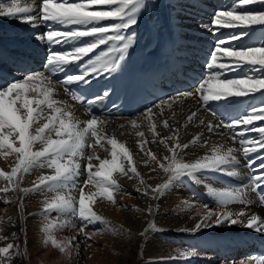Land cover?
Wrapping results in <instances>:
<instances>
[{"label":"snow or ice","instance_id":"obj_1","mask_svg":"<svg viewBox=\"0 0 264 264\" xmlns=\"http://www.w3.org/2000/svg\"><path fill=\"white\" fill-rule=\"evenodd\" d=\"M251 5H259L260 9H248L247 6ZM144 7V0H38L37 3L25 6L13 3L8 7H0V18L18 19L19 22L33 28L43 22L47 30L36 39L42 43L46 42L49 46L42 69L23 72L19 79L0 87V156L6 160L9 157L14 158L10 172L0 170V179L7 181L4 187H0V192L7 193L10 189H19L25 194L45 191L54 193L51 199L46 198L44 201L42 216L47 223L41 231L44 233V243H50L61 253L66 252L73 241H68L66 246L63 241H58L52 235V229L56 225L49 220L50 212L56 211L59 214L79 217L81 221L86 222L79 228L81 233L85 232L87 224L96 222L111 228V225L93 210L96 198L101 197L115 205V194L121 191L116 174L129 180L139 179L130 150L124 143L105 134L106 117L91 112L90 106L107 97L110 90H105L103 96L88 98L77 94L70 86L90 85L92 79L101 75L111 77L120 70L126 58L125 53L132 42L131 37L125 33L137 23V15ZM104 21L116 22L104 24L102 23ZM52 25L60 27L54 28ZM253 26H264V0H234L231 9L215 11L211 23L201 25L214 35L220 29H249ZM248 35L247 31H240L218 37L210 58L205 62V67L209 70L205 79L194 85L192 90L178 92L175 96L165 98L160 103L147 107L139 117L130 120L133 129L140 127L138 120L147 121L155 142L160 133L156 131L157 123L153 119L156 115L154 108H160L162 105L171 108L180 97L198 96L203 111L212 113L214 117L213 120L207 121L199 119V125L204 126L209 133H215L220 128L226 129V138L241 145L242 155L247 161L246 166L253 170L248 184L241 185L236 190L216 192L210 189L220 210L212 211L207 205H203L207 210L200 215L194 227L183 231L195 232L201 228L227 223L241 224L245 228L264 233V219L245 210L252 203L248 198L249 191L260 196L261 202L264 203V124L255 123L264 121V104L247 110V114L229 119H225L209 104L213 101H227L231 97H247L255 93L264 96V75L245 74L231 78L226 75L228 72L240 71L245 65L249 66L252 72L264 73V38L258 46L250 45L239 49L231 47V41L241 40ZM85 37L93 39L62 51L53 49L54 45L75 43ZM109 41L116 43L84 63H79ZM73 64L77 65L78 70L69 73L68 66ZM216 69L219 71H214ZM58 74L63 75L56 78ZM58 86L71 94L82 106L88 105L86 110L91 118L81 120L71 106L57 99ZM199 112L200 108L192 111L187 116L184 126L198 119ZM163 127L169 134L160 137L159 144L164 146L169 155H165L161 160L152 151L143 147L141 150L147 157L144 161L145 166L149 167L150 171L162 170L166 179L156 186L148 185L143 179H139L141 187L136 191L141 192L143 189L142 195L159 200L174 182L184 177L199 184L201 181L198 173L214 172L229 177L239 174L235 165L240 163L236 155L240 149L213 145L210 154L185 161V149H190L197 143H200L201 147L207 144V141H202L203 133H198L187 143H181L179 129L172 128L167 119L163 120ZM248 133H259V136L248 137ZM136 135L143 137L144 133L137 131ZM104 142L111 146L110 149L104 147ZM97 148L108 152L110 159L101 158L97 154ZM251 153H257V156L249 159ZM257 159L260 160L258 165ZM83 161L87 163L82 167ZM45 168L50 169L51 174L39 176L30 189L20 187L25 174L31 173L34 169ZM85 174L86 179L82 181L81 186L79 177ZM88 186L95 191L86 193L84 189ZM76 190L79 191L78 199L72 195ZM5 202L10 203L7 200ZM231 204H241L245 208L232 211L228 207ZM19 207L21 209L24 207L22 200ZM146 211L150 216L155 215L152 205H149ZM157 230L155 223L149 221L148 226L139 235L147 239L150 231ZM21 231H24L23 227ZM2 232L3 227H0V233ZM16 235L17 233H12L13 237ZM85 238L90 240L91 236L86 235ZM5 240H8V237L0 235V241ZM19 249L20 245L13 242L0 247V264H11L13 257L21 254ZM192 254L191 250H181L178 257L170 259L187 258ZM240 264H264V255H252L242 259Z\"/></svg>","mask_w":264,"mask_h":264},{"label":"bare ground","instance_id":"obj_2","mask_svg":"<svg viewBox=\"0 0 264 264\" xmlns=\"http://www.w3.org/2000/svg\"><path fill=\"white\" fill-rule=\"evenodd\" d=\"M37 2V0H0V7H8L13 3L25 6L29 3L34 4ZM144 3L145 7L141 9L140 13L137 15V23L130 27L125 35L131 37L132 42L130 47L132 48L145 45L150 49L157 48L160 51L162 61L167 64L165 81L176 88L178 92L192 90L190 88H192L194 83L188 84L183 77L191 78L194 76L195 73L193 70H195V68L200 69L197 65H202L204 67L202 71L200 69V72L204 75L203 79L207 77L209 70L205 67L204 60L202 59L205 56L200 53L204 54L208 50L209 53L207 52L208 54H205L206 56L209 55L207 58L208 60L211 50L214 49L215 43L221 35L228 36L233 32L247 31L249 35L245 38L231 41V47L237 49L242 48L241 46L243 45L248 47L254 41L257 42L256 46H258L261 43V39L264 38V26H253L249 29H220L215 35L207 28L201 27V25H209L213 18L214 13L209 14L205 10L206 8L215 7L214 12L220 9H231L234 0H160V3L158 0H144ZM247 8L259 10L260 6L251 5L247 6ZM202 20H205V23H202ZM115 22L116 21H104L102 23L111 24ZM44 26L43 22H41L37 27L33 28L26 23L19 22L18 19L0 18L1 73L5 75L10 74L12 71L10 65H19L24 68L23 71L19 72L20 77L23 72L42 69L48 54L49 46L46 42L42 43L38 41L36 37L47 30ZM52 27L57 28L60 26L52 25ZM70 27L77 28L80 26ZM255 37L259 38V40H254L253 38ZM170 38H174V41L171 42ZM115 43L114 41H109L108 44H105L107 47L104 51L112 47ZM32 58L33 61L38 62L35 64V67H31L27 64V61ZM214 71L219 70L216 69ZM241 73L244 74L240 75ZM245 74L255 76L264 75V73L252 72L247 65L240 71L228 72L226 75L228 78H231L244 76ZM186 87L188 88L187 90L185 89ZM172 96L175 95L169 97ZM56 98L71 106L72 110L81 120L91 118L84 109L78 107L72 101L71 97L62 87H57ZM209 104L217 113L223 115L224 118L227 119L228 116H230V112L236 111L240 105H244V108L237 112L234 117L247 114V110L264 104V96L260 93H255L247 97H231L227 101H213L209 102ZM201 105L202 102H198V96L187 98L180 97L177 103L171 105V108L167 105L154 108V113L156 115L153 119L157 123L156 131L160 133V136L155 138V142L147 121L138 120L140 127L138 129H133L130 123V120L133 118L117 119L106 117L107 122L104 125L105 134L125 144L133 155L134 166L139 173V179H143L146 184L151 186L163 183L166 176L162 170L150 171V168L145 166L144 161L147 157L141 150V147L152 151L161 160H163L165 155H169L164 146L159 144L160 137L169 134L168 130L163 127V120L165 119L168 120L172 128L179 129L181 143L189 142L198 133H203L202 141H207L204 147H201L200 143H197L192 148L185 149V161H192L197 157L210 154L213 145H223L225 148L233 147L240 149V151L236 153L240 163L235 165L239 172L238 175L229 177L214 172L198 173V178L201 181L199 184L184 177L182 180L174 182L159 200H152L150 197L142 195L143 189L141 192L136 191L138 187H141L139 179L133 178L129 180L127 177L117 174V179L121 181L118 182L121 191L115 194V200L119 201L121 206L115 208L113 205L108 206L107 204H103L107 205L104 210L105 214L103 215L100 213L102 217L108 218V224L111 225L112 231L115 229L114 232H116V234L114 236H117L115 238V244L118 246L120 254L114 256V258H110L112 261L111 264H137L136 262L140 260L139 258L141 256L147 255L155 256L156 260L165 258L167 260L165 264H170V262L174 263L175 261H180V264H187L189 261L199 262L200 264H203V262L205 264H217L220 260L219 264H227L223 262V259L228 257L227 255H235L237 253L247 258L251 250L250 245H253L256 240H264V233H258L253 229L245 228L241 224L229 225L225 223L219 226L201 228L195 232L183 231L184 229H191L194 227L200 215L207 210L203 205H207L208 209L212 211L220 210L209 191L210 189L216 192L236 190L241 185L248 184L251 178V173L246 166L247 162L242 155L241 145L238 142H233L231 139L226 138L227 130L220 128L217 129L215 133H209L204 126L199 125V119H204L206 121L214 119L212 113L203 111ZM197 108H200L198 119L188 123L185 127L184 124L187 120V116ZM143 112L144 111H141V113ZM140 114L134 118L139 117ZM255 123L257 125H262L264 121H256ZM137 131H142L144 136H137ZM220 132H224L225 134L220 135ZM247 136L258 137L259 133H248ZM104 147L110 149L111 146L104 142ZM97 154L110 159L109 153L101 148H97ZM250 155L257 156V153H251ZM85 162L86 161L82 162V167L85 165ZM13 163V157H9L6 160L3 156H0V170L10 172ZM37 170L44 171V175L51 174V170L47 168L34 169L31 173H33V175H43L41 172H36ZM31 173L25 174L23 181L20 183L21 188L30 189L33 187V182L35 180L32 181L31 177L33 175L31 176ZM34 178L36 179V177ZM82 178H84V175ZM6 184L7 181L0 179V187H4ZM45 192V194L48 195L36 194L33 196V194L38 192H30V195H27L20 192L19 189L12 190L10 194L0 192V202L9 206L8 210L11 212L13 210L12 207L18 205L20 196H23V201L25 200L26 204L28 203L29 206L44 204L46 198L50 199L54 195L47 191ZM75 192L76 191H74L72 195H74ZM24 196L27 198V201ZM248 198L252 200V203L248 205L245 210L250 214H256L264 219V204L259 200L258 196L249 191ZM5 200L10 201V203H6ZM99 202L100 201H97L96 203ZM149 205H152L155 210L154 216L148 215L146 211ZM228 207L232 211H239L245 208V206L241 204H231ZM136 209H140V211H136ZM149 221L164 228V233L159 237L161 241H158V239L156 241H151V236L149 234L147 239L139 235V233L148 226ZM129 223L134 225L129 227ZM126 227H129L131 230L128 228L126 229ZM121 233H124V235H121ZM122 241L123 243H121ZM36 245L39 246L38 244ZM32 248L33 253L38 250V252H45L42 260L38 259L39 261H43L44 264H55L54 259H52L53 261L45 260L49 255L48 249L45 248L41 250L40 246L39 248ZM181 250H191L193 254L187 258L170 259V257H178ZM107 254H109V252ZM241 260H236L235 264H240ZM107 263L109 264V262ZM33 264H38V262L36 263L34 261Z\"/></svg>","mask_w":264,"mask_h":264},{"label":"rangeland","instance_id":"obj_3","mask_svg":"<svg viewBox=\"0 0 264 264\" xmlns=\"http://www.w3.org/2000/svg\"><path fill=\"white\" fill-rule=\"evenodd\" d=\"M158 1L160 3V0H158ZM214 9H215V7H208L205 10L209 14H213ZM202 23H205V20L204 21L202 20ZM170 40H171V42H173L174 38H170ZM207 52H208V50H207ZM207 52L204 54L200 53L201 55L205 56L202 58L204 60V63L206 62V60L209 56V55L206 56L209 53V52L208 53ZM37 63L38 62H35V64H37ZM197 66L201 69V71L204 68L202 65H197ZM200 69L195 68V70H193L195 73L194 76H192V77H194L193 78L194 85L198 84L199 82H201L203 80L204 75L202 74V72H200ZM183 78H185V77H183ZM193 86H192V88H193ZM192 88H190V89H192ZM100 157L104 158L102 156H100ZM86 163H87V161L85 162V164ZM94 163H97V162L94 161ZM36 172H39V173L41 172L43 175L45 174L44 171L37 170ZM32 175H33V173H31V176ZM33 176L36 177V179ZM33 176L31 177L32 181H34V180L37 181L38 180L37 177L40 175L37 174V175H33ZM81 178H82V176H81ZM81 178L79 177V182H81V186H83L82 181L86 179V174L84 175V178H82V179ZM119 181H120V179L118 180V182ZM88 187H85V189H84L86 193L89 191H92V190L95 191V189H92L90 186H88ZM11 191H9L7 193L10 194ZM76 192H75L76 194L74 193L73 196L78 199L79 198V191L76 190ZM29 193H27V195H30ZM45 193L46 192H43V193L38 192V193L33 194V196H35L36 194L48 195ZM23 194H25V193H23ZM51 194H54V193H51ZM20 197L18 199V201H19L18 205L12 207L13 210L11 212L12 213L14 212L13 214L11 212H9V210H8L9 206L4 205L2 202H0V227H3V232L0 233V235H4V236L9 238L7 241L6 240L2 241V242L0 241V247L6 246V244L8 242H13L15 244L20 245L19 251L21 254L14 256L12 261H11V264H33L34 261L36 263L38 262V264H44L43 261H42L43 262L42 263L38 259L42 260V257L45 254V252H41V251L38 252L39 250L35 251L34 253L32 252L33 251L32 247L39 248V246H40L41 250H43L45 248L49 250V253H48L49 255L47 256V258H45V260L54 259L55 264H104V263L108 264L107 262H109V264H111L112 261L110 258H114V256H117L120 254V252L118 250V246H116V244H115V238L117 236H114V235L116 234V232L112 231L111 228H106L105 224L100 223V222H96V223L87 224V226L85 228V232L81 233V232H79V228L82 224H85L86 222L81 221L79 219V217H77V216H72L71 214H59L56 211H52L48 214L49 220L54 225H56V227H54L52 229V235L58 241H63L66 246H67L68 241H73V244L71 247H68L66 252H64V253H61L59 251V249L52 247L50 243L45 244L44 243V238H45L44 233L41 231V229L47 223V221H45L44 217L42 216V210H43L44 204H34V205L29 206L28 203H27L28 205L26 204L25 200L23 201V196L21 198ZM25 199L27 201L26 197H25ZM21 200H22L23 205H24V207L22 209L19 207ZM97 201H100V202L96 203ZM96 202L93 204V210L97 214L102 213L104 215L105 214L104 210L107 207V205L108 206L113 205L111 202L105 201L101 197H97ZM103 204H107V205H103ZM113 206L115 208H117V207L121 206V203L119 201H116V204ZM96 207L98 208V210ZM99 210L103 211V212H100ZM130 213H132V212H130ZM7 214H9V215H7ZM102 214H100V215L102 216ZM103 218L105 221H107V219H108L107 217H103ZM133 225L134 224H130V223L128 224L129 227L133 226ZM21 227H23L24 231H21ZM129 227H126V229L128 228L129 230H131ZM156 228L157 229L159 228V230L149 232V235L151 236V238H150L151 241H156L157 239L159 241L160 240L159 237L162 235V233H164L163 227L156 225ZM13 232L17 233V235L15 237L12 236ZM93 233H95V234L93 235ZM86 235H90L91 239L86 240V238H85ZM105 238H107V239H105ZM102 239L105 241H103ZM121 243H123V241ZM36 244H38L39 246H37ZM112 246H113V248H112ZM108 252H109V254H107ZM35 255H36V258H35ZM37 255H39V256H37ZM227 256L228 257L226 259H223V262H225L227 264H229V263L233 264V262L236 263V260L239 261L242 258H244L242 254L239 255L237 253L235 255L233 254V255H227ZM32 257H34V258H32ZM139 259L140 260H137V262H136L137 264H165L167 261L165 258H163V259L160 258V259H158L159 260L158 261L155 259V256L153 257V256H148V255L147 256H141ZM220 261L217 264H219ZM198 263L199 262H192V261L187 262V264H198ZM116 264H118V263H116ZM170 264H180V261H175L174 263L170 262ZM203 264H205V263L203 262ZM212 264H215V263H212Z\"/></svg>","mask_w":264,"mask_h":264}]
</instances>
